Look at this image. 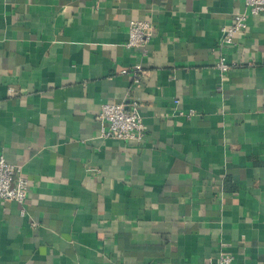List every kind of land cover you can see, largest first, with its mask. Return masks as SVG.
<instances>
[{"label": "crops", "instance_id": "crops-1", "mask_svg": "<svg viewBox=\"0 0 264 264\" xmlns=\"http://www.w3.org/2000/svg\"><path fill=\"white\" fill-rule=\"evenodd\" d=\"M246 11L0 0V156L29 181L24 205L0 198V264H264V11L216 67ZM137 20L154 28L145 52L126 45ZM123 101L142 142L101 134L102 105Z\"/></svg>", "mask_w": 264, "mask_h": 264}, {"label": "built area", "instance_id": "built-area-1", "mask_svg": "<svg viewBox=\"0 0 264 264\" xmlns=\"http://www.w3.org/2000/svg\"><path fill=\"white\" fill-rule=\"evenodd\" d=\"M246 12L237 13L229 26L222 28L219 60L216 67L221 74L226 73L232 64L227 61L225 49L233 44L237 35L248 28V14H260L264 11V0H245ZM153 25L150 21L137 20L131 24L127 47H138L145 52V45L153 36ZM123 74L129 72L122 69ZM141 66L137 65L132 72L135 80L141 77ZM101 126V134L106 138H116L125 141L142 142L146 138V127L140 113V104L133 102H106L97 116ZM29 181L20 166L7 161L0 156V198L10 199L24 205L27 199ZM36 225V223L34 222ZM216 264H233L232 255L220 254Z\"/></svg>", "mask_w": 264, "mask_h": 264}]
</instances>
